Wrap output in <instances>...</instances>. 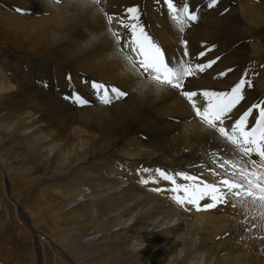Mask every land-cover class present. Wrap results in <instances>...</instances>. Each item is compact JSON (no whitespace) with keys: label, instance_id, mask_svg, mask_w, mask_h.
Masks as SVG:
<instances>
[{"label":"bare ground","instance_id":"obj_1","mask_svg":"<svg viewBox=\"0 0 264 264\" xmlns=\"http://www.w3.org/2000/svg\"><path fill=\"white\" fill-rule=\"evenodd\" d=\"M26 1L36 3L39 0ZM197 1L200 0H196L194 5ZM20 8L21 11H28L31 7ZM89 10H85L83 16ZM191 10L196 11L198 16L204 12L200 6ZM79 13V7L70 9L60 22L55 19L54 24L59 27L62 24L60 30H66L76 25L77 20L74 19ZM249 15V11L241 10L237 16L242 37L254 31ZM213 16L209 12V19L199 21V25L186 27L183 33L176 31L179 37L185 35L192 41L198 39V45L191 54L197 63L210 60L209 56L204 57L209 49L207 43L199 39L205 37V30L212 28V23L218 18ZM172 27L178 29L176 24ZM248 47L249 53L246 48L243 49L240 63L246 60L252 62L255 55L264 53V48L262 52L256 51V44H249ZM200 52H204V56H199ZM11 86H3L2 83L0 90ZM83 90L90 96L94 92L93 89ZM121 90L127 93L134 107L138 108L143 100H148V111L159 119L156 130L151 129L154 125L151 120L138 116L128 106L116 103L105 105L95 102V99L89 112L83 113L85 107L80 111L71 109L72 117L64 124L59 137L52 132L46 133V126L35 121L28 110L16 115L14 127L0 122V140L17 135L29 154L27 166L24 167L23 154L19 163L24 168L14 167L13 177L16 180L13 186L5 184L2 188L0 185L4 200L11 188L15 193L32 192L27 200L33 199L42 205L41 213L54 220L53 224L50 221L51 225L56 228V222H62L58 223L53 240L58 241L59 234L68 232L67 237L70 238L64 242L65 235H62L61 244H56L61 253L64 245L68 247L75 243V239H78L79 245L89 244L86 251L94 257L83 264H104L107 257L114 254L118 261H125L124 264H264V222L238 201L229 199L213 209L199 211L188 205L189 210H185L170 198L167 189L171 185L168 181L156 177L155 183H140L141 178L156 176L157 168L173 175L176 171H183L199 180L215 183L220 177L212 173H220L222 169L213 161L231 159L230 146L189 113L175 90L156 89L151 85L143 87L141 83L135 89ZM246 94L250 93H243ZM257 94L256 100H263L264 95ZM52 98L58 99L55 94ZM251 104L241 103L237 113ZM175 117H178L176 121ZM152 131L155 133H148ZM213 153L216 155L213 156ZM51 167L57 171L48 176ZM143 169L150 172L145 173ZM175 179L177 183H186L180 177ZM84 186L89 189L88 192ZM155 187H160L162 191H153ZM80 196L85 199H79ZM204 202H208L206 198L200 203ZM17 211L31 228L25 210L17 207ZM35 248L37 257L33 262L36 264H62L51 261L46 253L41 252L42 258L39 257L36 243ZM103 249L111 254L102 253ZM69 263L75 264L73 261Z\"/></svg>","mask_w":264,"mask_h":264},{"label":"rangeland","instance_id":"obj_2","mask_svg":"<svg viewBox=\"0 0 264 264\" xmlns=\"http://www.w3.org/2000/svg\"><path fill=\"white\" fill-rule=\"evenodd\" d=\"M195 1L173 0V3L179 7L187 2L190 9L195 7L196 10L199 6L203 7L202 16L199 15L198 20L190 23L186 29L199 25V21L209 19V12L215 16H213L215 19L216 16L218 17L212 23V28L205 30V37L199 39L207 43L206 46L209 47L204 57L209 56L214 63L204 72H197L186 78L183 90L195 91L197 94L202 90L223 91L230 89L241 75H245L246 79L251 82V87L242 89L243 93H250L244 95L242 104L259 101L256 100L257 93L264 95V53L255 55L252 62L246 60L247 62L240 63L239 60L243 49L246 48L249 53V44H256L257 52H262L264 48V0H217V5L211 9L207 7L208 0L197 1L198 3L194 5ZM21 6H29L31 10L21 11ZM130 6H137L141 14L139 19L145 30L166 52L169 59L182 56L185 49L180 46L179 40L184 39L187 41L186 48L189 52V57L186 59L197 63L191 54L194 47L198 45L196 42L198 39L192 41L185 35L180 37L177 35L178 29L172 27L175 22L168 16L167 8L162 0H100L102 12L96 11L94 5H85L82 0H60V3H56V0H39L36 3L26 0H0V81H2L0 84L12 85L8 89L0 90V122L14 127L16 115L22 110H28L34 116L35 121L46 126V133L52 132L59 137L64 124L72 117L71 109L80 111L85 107L83 110L85 113L91 111L94 99L99 103L95 92L90 96L83 90L92 89L90 86L92 81L101 82L109 86V89L113 85L119 89H135L140 80L136 78L131 66L123 58L127 54L135 59L131 44L127 48L124 47V41L130 38V34L127 29L115 23L116 18H126L124 9ZM75 7L80 8L79 15L74 19L77 20L76 25L61 31L62 24L59 27L54 24V20L60 22V19ZM16 9L20 11L17 12ZM85 10L89 12L83 16ZM241 10L250 12L249 16L253 20L254 27V31L244 37L241 35L242 30L237 21ZM106 15L114 17L111 24L105 19ZM112 31L121 35L118 45L112 36ZM173 35L176 37L173 38ZM48 42L53 44L49 45ZM106 57L109 58L103 60ZM222 71L225 75L219 76L218 73ZM18 79L23 81L19 82ZM255 89H263V91L257 92ZM72 91L84 95V98L87 96L89 103L80 106L71 100H66L64 97L70 96ZM51 93L55 94L58 99L52 98ZM179 97L185 102L189 113L193 116L191 106L183 97L180 95ZM262 97L264 100V96ZM111 103L128 106L138 116L151 120L154 124L151 129L156 130V123L159 119L148 111L147 99L143 100L138 108L133 106L128 96L113 99ZM174 119L176 121L178 117ZM222 149L225 151L223 145ZM23 154L25 155V167L29 162V154L18 141L17 135L14 138L13 136L1 138L0 185L2 188L5 184L12 187L15 183L16 179L13 175L16 170L14 172L13 170L14 167L24 168L19 163ZM2 161L3 164H1ZM56 171L55 167L49 168L48 176L54 175ZM83 188L88 192L89 189L85 186ZM2 193L0 194V264H34L37 257L35 243L39 257L42 258L41 252L46 253L52 258L51 261L55 260L57 263L68 264L73 261L75 264H83L88 262L92 256L94 257L86 251L89 244L85 245L86 247L83 244L79 245L78 239H75V243L68 247L64 245L65 249L62 253L57 249L56 244L60 245L63 239L61 236L65 235V242L68 232L59 234L58 241L53 240L56 238L58 225L62 222H56V228H54L51 225L52 222L54 223L53 218L41 213L42 205L33 199L27 200L32 192L15 193L11 188L8 191L9 196L5 195V200ZM79 199L85 198L80 196ZM27 202L30 204L26 205ZM17 207L25 210L27 216L29 215L31 228L18 215ZM105 250L103 249L102 253L109 256L111 253L107 254ZM114 255L107 257L104 264L125 263V261L124 263L121 260L118 261L117 255Z\"/></svg>","mask_w":264,"mask_h":264},{"label":"snow or ice","instance_id":"obj_3","mask_svg":"<svg viewBox=\"0 0 264 264\" xmlns=\"http://www.w3.org/2000/svg\"><path fill=\"white\" fill-rule=\"evenodd\" d=\"M85 5H94L96 11L102 12L100 0H82ZM60 3V0H56ZM167 8L168 16L177 25L178 31L183 33L185 28L198 20V13L190 9L185 2L182 6H176L173 0H162ZM217 5V0H208L209 9ZM17 12L20 9H16ZM126 18H116L115 23L127 29L130 38L124 41V47L131 44V50L135 53V59L127 54L124 60L131 66L132 72L140 80L143 87L153 86L156 89L175 90L191 106L194 117L201 125L215 134L221 141L230 146L232 158H225L222 162L214 160L222 172H213L214 176L220 179L215 182L199 180L193 175L183 171H176L175 175L165 172L159 168L155 169L156 176L141 178V184L149 181L155 183L156 177L168 181L171 185L167 191L170 198L180 207L189 210L190 205L197 211L213 209L217 204H225L229 199L238 201L239 204L249 209L251 214L258 215L264 222V100L252 103L249 107L237 113L238 106L245 98L242 89L251 87V82L241 75L229 90H202L197 94L195 91L183 90L186 78L195 75L197 72H204L214 61L207 63H193L189 57L184 39L179 44L185 50L181 57L168 58L166 52L153 40L145 30L140 21V12L137 6H130L124 9ZM105 19L109 24L114 20L112 15H106ZM117 45L121 41V35L112 31ZM199 56H204L200 52ZM218 59V58H217ZM224 76L225 72L218 73ZM70 79V77H68ZM91 88L95 92L100 103L108 105L113 99L123 98L127 93L118 87L109 86L101 82L92 81ZM74 104L83 106L89 101L76 91L70 96L64 97ZM202 101V103H201ZM234 113H237L234 115ZM216 154L213 153V156ZM255 156L258 159H254ZM145 173L149 169H143ZM175 177H180L186 183H177ZM161 192L160 187L152 189ZM207 199L208 202H200ZM256 227V225H253Z\"/></svg>","mask_w":264,"mask_h":264}]
</instances>
